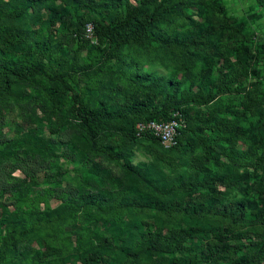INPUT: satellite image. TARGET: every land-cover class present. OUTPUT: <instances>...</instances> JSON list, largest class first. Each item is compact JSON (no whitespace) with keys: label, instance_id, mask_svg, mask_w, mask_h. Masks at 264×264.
Returning a JSON list of instances; mask_svg holds the SVG:
<instances>
[{"label":"trees","instance_id":"16d2710c","mask_svg":"<svg viewBox=\"0 0 264 264\" xmlns=\"http://www.w3.org/2000/svg\"><path fill=\"white\" fill-rule=\"evenodd\" d=\"M263 16L0 0V264H264Z\"/></svg>","mask_w":264,"mask_h":264},{"label":"built area","instance_id":"2783aa9c","mask_svg":"<svg viewBox=\"0 0 264 264\" xmlns=\"http://www.w3.org/2000/svg\"><path fill=\"white\" fill-rule=\"evenodd\" d=\"M86 36L93 40V27L90 23L85 26ZM178 122L175 119L169 121H147L139 123L138 128L140 130H148L153 133L161 143L168 147L176 143Z\"/></svg>","mask_w":264,"mask_h":264},{"label":"rangeland","instance_id":"374dc122","mask_svg":"<svg viewBox=\"0 0 264 264\" xmlns=\"http://www.w3.org/2000/svg\"><path fill=\"white\" fill-rule=\"evenodd\" d=\"M225 3L227 4V7L229 11L235 15H238L240 17H246V14L250 10V6L254 3V0H224ZM253 27L257 30L258 34L264 37V16L262 19L256 21L253 23ZM158 70L163 71L160 67ZM12 134V131H11ZM133 162H138V161H146L147 158L142 154V152L135 150V155L133 157ZM63 162V161H61ZM66 165V164H65ZM19 171L16 172L19 176H22L21 173H18ZM70 176H73V172H69ZM11 210L13 209L12 206L9 207Z\"/></svg>","mask_w":264,"mask_h":264}]
</instances>
